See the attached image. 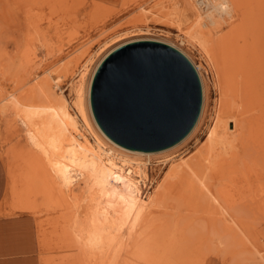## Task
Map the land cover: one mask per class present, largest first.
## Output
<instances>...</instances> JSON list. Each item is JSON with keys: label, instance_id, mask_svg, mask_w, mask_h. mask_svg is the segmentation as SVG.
I'll use <instances>...</instances> for the list:
<instances>
[{"label": "rangeland", "instance_id": "rangeland-1", "mask_svg": "<svg viewBox=\"0 0 264 264\" xmlns=\"http://www.w3.org/2000/svg\"><path fill=\"white\" fill-rule=\"evenodd\" d=\"M187 1L0 0V157L7 183L2 205L6 213L35 218L39 264H264V148L251 139L257 130L264 139V0H231L234 18L225 17L213 33L230 39L224 55L201 46ZM136 38L167 40L203 67L204 112L181 144L150 159L142 156L145 174L132 176L139 199L152 202L137 222L124 206L114 225L124 247L98 255L90 244L92 219L83 216L87 210L72 217L65 186L53 172H44L37 139L9 95L29 105L57 102L62 92L80 126L82 100L85 132L95 143L101 135L88 108L87 84L107 51ZM218 125L220 136L211 142L210 131ZM47 132L42 136L49 141ZM186 162L193 172L172 171ZM85 180L76 173L81 210L93 195ZM201 182L223 192L238 222L235 231L222 221Z\"/></svg>", "mask_w": 264, "mask_h": 264}, {"label": "bare ground", "instance_id": "bare-ground-1", "mask_svg": "<svg viewBox=\"0 0 264 264\" xmlns=\"http://www.w3.org/2000/svg\"><path fill=\"white\" fill-rule=\"evenodd\" d=\"M188 1L187 3L192 7L195 17V22L191 27L193 29V33L202 40V43H205V45L202 44L201 46L207 49L206 45H208V47L211 46V49H217L219 51H222L223 55L226 54V49L230 48V39L224 38L223 40H219L218 37L213 36V33H216V31L221 28L225 17H229L230 19L234 18V5L232 1L194 0V3L192 5ZM187 35L189 36V38H194L192 37V33L190 32ZM145 38H136L135 40H131L115 48H112L111 50H109V52L107 51V54H105V56L97 64L95 70L91 74L89 83L87 84L88 108L90 106V112L94 119L90 104L91 84L96 69L108 54L121 46L134 42L156 41L167 44L178 50L192 64L199 78L202 93L201 108L195 124L180 141L169 147L154 151H144L122 146L111 140L102 131L95 119L94 123L101 136H98L97 134V137L93 136L96 137V139L94 141L95 143H92L89 137L86 135V128H88L89 122L87 121L88 119L85 115L82 100H79V102L77 103V113L84 122V125L80 126L81 124L79 125L78 116L75 117L76 114L74 115L71 113L62 92L60 93L57 102H53L52 99L49 98V100L47 101L31 103L29 105L16 94L11 93L9 95L11 99V105H13L15 109L23 113L24 118L27 121V125L33 131L32 138L37 139L36 145L40 149L41 154H43V157L40 155V161H42L41 163L44 172L46 174L53 172L65 186L66 189L63 191V198H65L67 204L71 206H68L67 209L72 210V217H80L81 215L78 213H81L83 215V211L87 210L86 213L84 212L83 216H86L87 218H89V220L92 219L90 220L92 221L91 226L93 228L90 231V244L97 249V252H99L98 255L103 252H116V246H119L121 250L124 247L125 244L122 239L123 233H116L120 230H117L114 227L116 221L121 218L120 214L124 206H127L128 210L131 212V214H133L134 221L137 222L140 218L143 217L152 202V200H150V202H144L139 199L138 188L135 186L134 177L132 176L133 173H139L141 175H143V173L145 174L142 168V165H144V163L140 161L142 160V156L150 159V156L155 153H161L170 150L178 144H181V142H183L189 135H191V133L197 127L204 112L206 95L202 70L203 67L196 64L181 47L167 42V40L161 41L159 39L155 40L154 38ZM185 40H188L187 37L185 38ZM181 45H183V40L181 42ZM205 51L207 53L208 50ZM78 95H80L78 96L80 98L81 94ZM221 117L222 114L218 111L216 119L219 120L220 123H222ZM219 127L220 126L218 125L217 128L215 127V130L210 131L209 140H211V142L220 136V133L218 132ZM44 129L51 133L48 136L49 141L44 140V136H42ZM257 131L253 134L251 133V139L253 138L254 142H257L260 148H264V139L261 137L262 133L259 130ZM102 139H106L111 145L107 144ZM118 163H122V166H128V171L125 172L122 169V166H120ZM192 165L193 164H191L190 162L181 163L177 166L175 165L174 167H172V171H179L183 174L193 172ZM77 172H82L85 175V184H87V188H89L88 191L90 190V193L93 194L92 199L90 198L91 202H89V204L82 210L80 209L82 205L79 204V202H77V200L75 199L77 194L75 183L78 181H76ZM119 188L121 190H119ZM200 188H204V193L209 197L217 213L223 216L222 221L224 223H230L228 229L235 231L236 227H234V225H238V222L235 216L230 213V205L223 199V192L216 194L203 182H201ZM128 218L130 217L128 216Z\"/></svg>", "mask_w": 264, "mask_h": 264}, {"label": "water", "instance_id": "water-1", "mask_svg": "<svg viewBox=\"0 0 264 264\" xmlns=\"http://www.w3.org/2000/svg\"><path fill=\"white\" fill-rule=\"evenodd\" d=\"M202 102L189 60L156 41L121 46L99 64L90 89L94 119L116 143L144 151L169 147L195 124Z\"/></svg>", "mask_w": 264, "mask_h": 264}, {"label": "crops", "instance_id": "crops-1", "mask_svg": "<svg viewBox=\"0 0 264 264\" xmlns=\"http://www.w3.org/2000/svg\"><path fill=\"white\" fill-rule=\"evenodd\" d=\"M6 171L0 157V264H39L36 220L26 213H6Z\"/></svg>", "mask_w": 264, "mask_h": 264}]
</instances>
